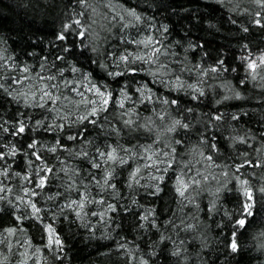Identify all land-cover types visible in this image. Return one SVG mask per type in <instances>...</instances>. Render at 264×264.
Returning a JSON list of instances; mask_svg holds the SVG:
<instances>
[{
  "label": "snow or ice",
  "instance_id": "1",
  "mask_svg": "<svg viewBox=\"0 0 264 264\" xmlns=\"http://www.w3.org/2000/svg\"><path fill=\"white\" fill-rule=\"evenodd\" d=\"M153 4L159 11L146 0ZM69 5L79 11L43 36L23 37L19 54L0 47V214L12 218L3 232L27 233V223L40 234L39 245L24 240L35 250L19 264H44L41 245L50 264H64L65 227H83L84 238L98 242L126 221L135 240L115 244L126 264H241L248 229L264 219V132L248 127H264V119L229 102L251 103L248 82H264V49L253 51L249 39L255 29L264 34V0L239 9L246 22L231 19L234 34L189 16L191 27L171 42L169 24L121 5L108 27L117 40L111 49L93 31L89 0ZM37 57L38 70L28 62ZM241 71L238 86L216 90L222 76ZM258 87L264 105V83ZM169 193L179 213L164 199Z\"/></svg>",
  "mask_w": 264,
  "mask_h": 264
},
{
  "label": "trees",
  "instance_id": "2",
  "mask_svg": "<svg viewBox=\"0 0 264 264\" xmlns=\"http://www.w3.org/2000/svg\"><path fill=\"white\" fill-rule=\"evenodd\" d=\"M66 2L67 0H0V38L7 42L6 44L0 43V47H6L9 54L13 51L19 54L20 48L26 43L23 37L30 36L33 32H36L38 36H43L45 32H50L53 28L58 26L60 20L68 12L73 10V8L79 11V8L75 5H69L66 8ZM89 3L96 10L95 13L90 9L88 10V15L92 20L96 21L93 25V31L100 37V45L102 47H108L109 49L116 46L117 40L115 36H110L108 27L110 23H114L111 17L116 16L118 19L119 14L122 13L121 5L124 7H138V10L145 12L147 15H155L157 21L169 24V26L172 27V35L169 38V42L179 39L180 36L183 35L184 29L191 27L189 16L191 20H195L197 15L202 16L205 21H210L214 25L221 26L224 35L234 34L237 26L231 25V19L236 18L240 20V23H245L246 16L243 12L239 11V9L248 7V0H156L157 4L162 5L159 11H157L155 4L149 8L146 5V0H89ZM108 5H111V8L108 7ZM112 9H115V11ZM184 10L189 11L186 12ZM45 21H47V23H45ZM181 25H183L184 28H181ZM207 26V23H205L204 27ZM117 28L118 25L113 31H116ZM38 29L40 31H38ZM193 32L197 35H208V33H199L197 29H193ZM214 39L222 40V37L217 36ZM249 39L253 46V51L257 48L264 49V43H261V41H264V34H262L259 29H255L252 34H249ZM45 43H47V41H45ZM29 51H31V49H29ZM178 51L182 52V50ZM196 55L198 58L199 53ZM25 59L26 57L20 56L21 61ZM229 59H231V57H229ZM28 62L33 64L36 70H38L39 57L36 59H29ZM233 66H235V64ZM240 76H242V71L240 73H228L226 76H222L219 81L214 84V87L223 94L224 89L219 85L223 83L227 86V82L231 81L233 85L238 86V78ZM260 83L264 82L249 81L245 91L247 97L251 98V103L229 102L233 104V108L230 110L234 111L237 107H244L245 109L251 108L256 119H264V105L257 103V97L262 93V89L258 87ZM246 121L247 118L241 121L238 127L243 128ZM248 127L256 131L258 136L260 132H264V127L258 125L255 120L248 124ZM253 143H257V146H259L257 141H253ZM232 153H235V149L232 150ZM254 155L255 153H253V156ZM195 159H199V157L196 156ZM221 159H223V157ZM219 162L220 161H218V163ZM228 162L230 163V161ZM236 162L240 161L237 160ZM201 166H204L203 161H201ZM209 171L212 172L213 175L219 176V172L210 167ZM243 171L248 172L250 170L246 167ZM257 171L260 172L259 169H257ZM216 183V180L210 179L206 183V187L211 189ZM207 198V195H205L204 203L207 202ZM164 199L168 201V204L173 210L179 213L178 205L172 198V193H169ZM89 207L92 208V210H96L91 205H89ZM184 210L186 212L191 211V207H185ZM88 219L91 224L96 218L89 217ZM115 222L120 223L119 217H117ZM11 223V217L0 214V261H2L3 264H19V261L24 259L21 253L26 251L31 255L34 252V247L29 248L27 244L23 243L29 236L33 237L32 244L34 246L40 244L39 232L27 223L25 224V227L28 228L27 233L20 231L15 235L4 233L3 229ZM16 223L19 224L20 222ZM112 227H114V225H110L109 230H111ZM97 228L99 229L96 233L98 238L100 232L104 231V226L100 224L97 225ZM117 233H119V235H117ZM262 233H264V219H262L261 215H258L246 234L247 238L244 240V244L247 254L241 261V264H264V250L260 247L264 245V235H262ZM64 234L70 237L68 246L65 249L67 255L63 258L64 264H126L123 250L116 249L115 244L118 241L122 242L120 241L121 236H126L130 242L135 240V233L129 229L127 221L124 223L122 229L111 231V237L109 239H101L98 242L96 240L89 242L84 238L85 229L83 227L78 228L76 224H73L71 229L65 227ZM9 242L12 244L11 249L8 247ZM41 247L42 252L38 253L37 256L41 258L44 264H50L51 256L49 252L44 251L42 245ZM191 247L192 251L198 250L199 242H193ZM193 259H195V257H193ZM26 264H34V262L33 260H28Z\"/></svg>",
  "mask_w": 264,
  "mask_h": 264
}]
</instances>
